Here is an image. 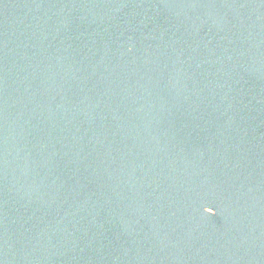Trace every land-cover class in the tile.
I'll list each match as a JSON object with an SVG mask.
<instances>
[{
	"label": "water",
	"instance_id": "obj_1",
	"mask_svg": "<svg viewBox=\"0 0 264 264\" xmlns=\"http://www.w3.org/2000/svg\"><path fill=\"white\" fill-rule=\"evenodd\" d=\"M0 264H264V0H0Z\"/></svg>",
	"mask_w": 264,
	"mask_h": 264
}]
</instances>
